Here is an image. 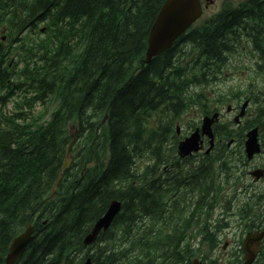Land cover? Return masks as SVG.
<instances>
[{
  "label": "trees",
  "instance_id": "obj_1",
  "mask_svg": "<svg viewBox=\"0 0 264 264\" xmlns=\"http://www.w3.org/2000/svg\"><path fill=\"white\" fill-rule=\"evenodd\" d=\"M165 1L0 0V264L28 225L34 234L17 264H82L83 240L112 200L121 213L99 236L94 264H190L195 239L214 245L221 226L208 218L223 186L238 182V167L247 165L245 132L258 126L264 135V109L240 128L217 126L222 141L213 153L194 170L177 165L170 181L158 170L171 130L145 129L152 113L173 116L196 102L193 85L216 80L225 54L244 39L264 61V0L215 16L143 66ZM21 93L24 105L5 114ZM38 103L43 110L34 113ZM72 123L79 127L74 161L51 196ZM143 158L151 163L140 171ZM236 190V215L247 230L259 227L264 195L240 199Z\"/></svg>",
  "mask_w": 264,
  "mask_h": 264
},
{
  "label": "water",
  "instance_id": "obj_2",
  "mask_svg": "<svg viewBox=\"0 0 264 264\" xmlns=\"http://www.w3.org/2000/svg\"><path fill=\"white\" fill-rule=\"evenodd\" d=\"M200 15L201 7L199 0H166L161 6L158 16L149 32L146 62H151L154 57L169 50L180 35L187 31ZM245 107L246 104L244 109ZM240 116H243V112ZM216 117L217 115L214 116V118ZM238 121L239 117L236 118V122ZM213 123V119L205 118L202 125V134L210 138L208 153L214 146V135L211 130ZM258 134V128H254L246 135L245 154L248 160L253 159L256 154L261 152ZM200 149V130H196L190 137L179 144V154L182 158L191 155L192 152H198ZM69 159L68 151L64 162V170L69 166ZM252 175L255 179H260L264 173L261 170H256ZM60 178L61 176H59L56 184L60 181ZM120 209L121 203L112 201L105 215L97 221L91 233L85 238L84 244H92L102 230H107ZM31 233V228H28L24 234L14 239L6 258V264H15L22 256L31 240ZM263 237L264 232L260 231H254L247 235L243 244L245 252L244 264H253ZM84 264H91V262L87 260ZM192 264L204 263L199 260H194Z\"/></svg>",
  "mask_w": 264,
  "mask_h": 264
},
{
  "label": "rangeland",
  "instance_id": "obj_3",
  "mask_svg": "<svg viewBox=\"0 0 264 264\" xmlns=\"http://www.w3.org/2000/svg\"><path fill=\"white\" fill-rule=\"evenodd\" d=\"M240 1H245V0H219L217 1V5L213 8H210L207 13V15L212 14L213 12H216L220 9L221 6H223L222 4H230V3H237ZM204 14V15H205ZM206 17V16H205ZM202 21V20H201ZM231 63L233 66L238 67V68H233L232 70H230L227 74L229 76V78L224 81L222 84H219L216 86V88L214 89L218 94H224V96H228L237 93V92H241V91H245V90H249L250 89V85H253L252 91L257 90L260 87V81L262 79H264V73L260 74V75H256L252 68H253V64L254 62L251 60H244L243 63H241L240 58H232L231 59ZM209 96L211 95L210 91H207ZM217 94V95H218ZM263 101L261 100L259 103H257V105L252 104V107L250 109V117L252 118L255 114V111L258 107H260L261 105L263 106ZM228 104L231 105H235L236 102L231 101L228 102L227 104H225L224 106H222V113H224V121L230 122L232 121V119L234 117H232L231 115H227L225 110ZM8 108H12V104H9ZM39 110V109H38ZM191 119L190 122H195L197 120V118L195 117V114L193 116L189 117ZM249 118V119H251ZM222 119V120H223ZM185 123H186V119H185ZM76 125V123H73L72 126L74 127ZM68 133H70V128L67 129ZM76 129L73 128V133L76 136ZM189 133V129L188 127L185 125L184 129L180 131V134L185 135ZM73 160V158H72ZM264 160V154H262L260 157L256 158L253 162H251L249 164L248 167L245 168L247 177L244 180H241L238 184V186H240V183L245 186L247 184H249L250 182H252V179L249 176V172L254 170L256 166H259ZM147 161L143 160L142 162L139 163V167L142 170V167H144L146 165ZM255 188H253L255 191H262L264 190V179L259 182V183H255ZM229 188H231L233 186L232 183H230ZM226 199H230L229 196L224 195L221 199V203L220 205H223V203L226 201ZM263 203V202H262ZM233 204V200H231V207ZM263 208V205H261ZM229 209V208H228ZM236 209H237V204L235 205V207L232 208V212L231 209H229V211H226L224 208H222V206H220L219 208H217L215 210V213L212 215V218H215L216 220H220V223L224 224L227 223L228 227L226 229H224L220 234H219V240L221 242V244L219 245V248L217 250H215V252L209 248V245H203L200 246V248L198 249L196 256L199 257H208L210 255L216 256L218 259L220 258V264H228L230 262H232L236 256L238 255V250H239V242L241 240V238H244L245 235H243V225L244 223L238 224V217L237 216H233V214L236 213ZM219 242V241H218ZM217 242V244H218ZM224 242H228L229 245L227 247V249L224 251L222 250V246L224 244Z\"/></svg>",
  "mask_w": 264,
  "mask_h": 264
},
{
  "label": "flooded vegetation",
  "instance_id": "obj_4",
  "mask_svg": "<svg viewBox=\"0 0 264 264\" xmlns=\"http://www.w3.org/2000/svg\"><path fill=\"white\" fill-rule=\"evenodd\" d=\"M263 51V50H262ZM264 52V51H263ZM260 54H261V52H260ZM261 93H262V97L264 98V88H263V90L261 91ZM251 101V100H250ZM237 108H235V110H234V112H237ZM180 113L181 112H179V113H177V116H179L180 115ZM247 114H248V112H247ZM181 116V115H180ZM204 116H205V114H204ZM176 124H178L179 126H180V128L181 127H183L184 126V122L183 121H177L176 123H175V125ZM195 125V123H193L192 125H191V129H193V130H195V129H197L198 128V126H194ZM192 126H194V127H192ZM168 128V129H167ZM163 130H172V128L171 127H166V128H162ZM181 130H183V128L181 129ZM262 249H263V254H264V241L262 242ZM262 257V254H261V256L259 257V258H261Z\"/></svg>",
  "mask_w": 264,
  "mask_h": 264
},
{
  "label": "bare ground",
  "instance_id": "obj_5",
  "mask_svg": "<svg viewBox=\"0 0 264 264\" xmlns=\"http://www.w3.org/2000/svg\"><path fill=\"white\" fill-rule=\"evenodd\" d=\"M226 211H229V209H226Z\"/></svg>",
  "mask_w": 264,
  "mask_h": 264
}]
</instances>
